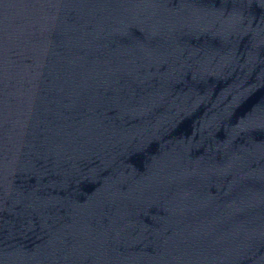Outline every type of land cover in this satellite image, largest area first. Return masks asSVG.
<instances>
[{
    "label": "water",
    "instance_id": "obj_1",
    "mask_svg": "<svg viewBox=\"0 0 264 264\" xmlns=\"http://www.w3.org/2000/svg\"><path fill=\"white\" fill-rule=\"evenodd\" d=\"M237 264H264V0H172Z\"/></svg>",
    "mask_w": 264,
    "mask_h": 264
}]
</instances>
